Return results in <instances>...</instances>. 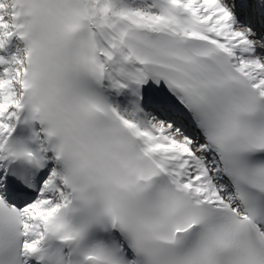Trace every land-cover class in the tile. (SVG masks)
Returning a JSON list of instances; mask_svg holds the SVG:
<instances>
[{
  "label": "snow or ice",
  "instance_id": "6c2138e0",
  "mask_svg": "<svg viewBox=\"0 0 264 264\" xmlns=\"http://www.w3.org/2000/svg\"><path fill=\"white\" fill-rule=\"evenodd\" d=\"M0 264H264V0H0Z\"/></svg>",
  "mask_w": 264,
  "mask_h": 264
},
{
  "label": "bare ground",
  "instance_id": "6f19581e",
  "mask_svg": "<svg viewBox=\"0 0 264 264\" xmlns=\"http://www.w3.org/2000/svg\"><path fill=\"white\" fill-rule=\"evenodd\" d=\"M15 43H16V42L14 41V42H13V46H10V47H11V51H13V52L15 51V47H14Z\"/></svg>",
  "mask_w": 264,
  "mask_h": 264
}]
</instances>
